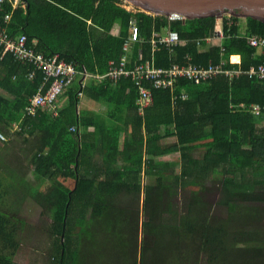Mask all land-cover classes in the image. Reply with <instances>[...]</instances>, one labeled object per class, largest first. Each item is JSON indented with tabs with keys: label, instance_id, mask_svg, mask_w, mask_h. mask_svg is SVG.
<instances>
[{
	"label": "trees",
	"instance_id": "trees-1",
	"mask_svg": "<svg viewBox=\"0 0 264 264\" xmlns=\"http://www.w3.org/2000/svg\"><path fill=\"white\" fill-rule=\"evenodd\" d=\"M20 2L22 7L13 12L7 26L10 36L25 34L27 44L36 51L46 56L58 53L79 71L96 76L109 70L110 61L120 59L131 17H137L145 40L143 45L134 46V53L140 47L145 57L151 55L153 30L161 33L169 27L180 40L191 41L211 32L215 24V18L184 23L144 13L132 16L121 0ZM9 13L5 5L0 18ZM226 20L222 50L212 47L202 51L189 42L171 50L160 45L155 52L156 64L183 63L187 54L193 63L202 65L220 59L229 62L235 55L241 57L244 69L258 65L262 58L240 34L241 19L231 17V26ZM244 21L246 36L264 38V23L250 18ZM117 27L119 33L114 35ZM0 63L9 65L0 71V89L7 95L0 94V131L8 134L11 125L20 121L28 99L37 92L42 74L35 71L28 80L27 74L34 67L8 54L0 57ZM181 91L187 97L176 106L170 92L154 91L153 105L141 115L135 104L138 90L131 80L98 83L89 78L85 84L76 82L66 89L65 104L57 116L39 111L24 119L21 131L15 134L30 146L33 178L26 181L12 171L4 175L0 171V264H18L13 257L20 247L24 222L13 208L27 198L42 215L50 217L54 264H139L141 211L146 219L142 221L140 264H197L204 255L206 264H227L230 240L257 243L253 231L231 234L228 228L240 225L244 218L259 216V208L248 203L264 204V122L259 128L257 123L264 115L254 117L231 105L264 104V80L240 77L230 83L219 76L201 84L181 81L176 93ZM80 94L85 101L106 103V114L93 111L89 116L81 111ZM123 132L127 135L124 139L120 138ZM171 138L175 142L166 144ZM198 151L201 154L196 156ZM176 153L179 165L163 160ZM218 175L222 179L215 185L211 179ZM145 179L154 184L145 186ZM61 180H72L74 186L70 188ZM208 181L218 190L216 204L228 210L224 220L211 215V206L192 190L186 211L181 214L173 209L179 191ZM10 193L16 200L7 203ZM142 196L140 210L137 203ZM240 205L248 217L235 212ZM252 211L257 214L251 215ZM131 244L137 249L133 260L129 257ZM256 251V256H262L264 248ZM150 252L154 253L153 261L148 262ZM237 255L245 264H251L255 256L250 246Z\"/></svg>",
	"mask_w": 264,
	"mask_h": 264
},
{
	"label": "built area",
	"instance_id": "built-area-1",
	"mask_svg": "<svg viewBox=\"0 0 264 264\" xmlns=\"http://www.w3.org/2000/svg\"><path fill=\"white\" fill-rule=\"evenodd\" d=\"M5 5L9 7L10 13L0 18L1 55L8 54L20 63L31 64L34 69L27 74L28 80L33 78L35 71H40L42 74V80L37 92L28 99L20 121L11 125L10 134L20 132L22 129V121L27 118L35 117L39 111H46L53 116H57L58 99L79 76H82L85 81L89 78H93L99 82L109 79L114 83L124 78L131 80L138 90L139 97L137 105L141 115L144 114L147 108L153 105V92L156 90L170 92L173 106H176L178 102L181 101L180 99H186L187 94L184 91L176 93V86L181 81L201 84L219 76H225L230 83L243 76L248 79L264 80V38L257 35L246 36L245 34H241L243 38L247 40L248 45L259 50V55L262 56V61L258 65L249 66L246 69L241 67L240 61H233L232 57L229 62L221 59L216 63L209 62L207 65H202L193 63L191 56L187 54L184 57L183 63L176 62L167 67L158 66L156 64L155 51L159 49L160 45H165L171 50L176 45H186L189 42L197 46H201L202 44L207 46H218L222 50L220 43L221 40L225 38V16L222 17L221 20L215 19V24L211 32L208 31L202 38L191 41L180 40L177 34L174 33H170L166 38H161L159 33L154 31L150 40L152 53L149 58L144 56L141 49L132 57V47L134 44L141 43L142 37L137 17H131L128 21V35L124 40L123 53L120 59L118 61H110L109 70L104 74H100V76H96V74L87 71H79L73 62L66 61L61 58L58 53L46 56L36 51L32 46L27 44V37L25 34L14 37L10 36L7 26L11 21L13 12L17 8L22 7V5L20 0H0V11L3 10ZM122 7L130 12L132 16L138 13H144L124 3ZM158 17L166 18L169 22L181 20H173L164 16ZM226 17L228 19L226 20L227 24L231 26L233 24L230 20L231 16L226 15ZM167 29L170 31L169 27H167ZM235 37L242 38V36ZM228 64H230V66L227 67ZM231 106L234 108L233 105ZM238 108L246 110L256 117L264 114V104H252L248 107L241 104ZM74 130L75 128L71 129V131ZM7 141L8 136L0 131V142L3 143Z\"/></svg>",
	"mask_w": 264,
	"mask_h": 264
},
{
	"label": "rangeland",
	"instance_id": "rangeland-1",
	"mask_svg": "<svg viewBox=\"0 0 264 264\" xmlns=\"http://www.w3.org/2000/svg\"><path fill=\"white\" fill-rule=\"evenodd\" d=\"M226 17V16H225ZM242 24L245 23L243 19H241ZM118 33L117 30L114 31ZM225 77V76H224ZM244 77V76H243ZM239 79V78H238ZM76 81V80H75ZM77 82V81H76ZM74 84V83H73ZM63 97V96H62ZM246 107V106H245ZM248 107V106H247ZM264 120L259 119L257 121L258 128L261 126ZM8 142L2 143L0 142V171L4 175L5 171H12L15 174H19L20 177L25 179L26 181H31L33 178L32 175V168L29 164V153L28 148L30 146L26 144V141H23L24 137H21L17 134H7ZM175 142L174 138L168 139L165 141L166 144H172ZM201 151H198L196 156H199ZM164 161L167 163H173L175 165H179V155L171 154L163 158ZM176 171H179V166L177 167ZM7 172V173H8ZM8 178V175L6 176ZM222 176H213L212 181L217 184H220ZM63 181V180H61ZM69 187H73L72 181H63ZM211 181L198 184V185H188L187 189L184 191H179L177 196L173 199L174 210L179 213H184L186 211V202L190 201V191H195L199 196L198 199L203 200V202L208 203L211 206V215H215L220 220H224L228 215V210L224 207L218 206L217 200L219 198L218 190L215 188L214 183ZM143 184L153 185L154 182L151 179H145ZM213 184L214 186H212ZM10 193L6 201L12 202L16 200V196L11 195ZM143 200L144 196L140 198V202L137 203V208L142 210L143 207ZM248 206L259 208V216L256 219L251 217L244 218L243 223L240 225H236L234 223L228 229L230 233L233 232H240L242 230L253 231L258 241L257 243L253 244L251 242L247 243L241 239H232L229 241L228 246L231 249V252L228 256V263L227 264H245L244 259H240L237 255L238 252H242L244 248L250 246L252 255L256 254V249L264 248V204L261 203H253L247 204ZM16 211V216L24 222V226L21 229L19 234V242L20 247L16 252L15 256L13 257V261L18 264H54L51 258V238L49 232V224H50V217L41 214V209L30 199L27 198L23 201H20L16 207L13 208ZM244 207L242 205L236 207L235 212H240L243 217H248L246 214L247 212L243 210ZM252 214H257L255 212H251ZM146 219V214L141 211V218L139 220V244H138V254L137 260L140 264V247H141V238H142V221ZM241 222V221H240ZM152 242V240H149ZM257 246L258 248H255ZM125 248V244L123 245ZM135 246L133 244L130 245L129 249V257L131 260L134 259L135 255ZM160 257L161 254V247L159 249ZM153 252H150L146 258H148V262L153 261ZM253 262H258L259 264H264V251L262 256H253ZM251 263V264H252ZM197 264H206L205 262V255L200 259ZM256 264V263H255Z\"/></svg>",
	"mask_w": 264,
	"mask_h": 264
},
{
	"label": "water",
	"instance_id": "water-1",
	"mask_svg": "<svg viewBox=\"0 0 264 264\" xmlns=\"http://www.w3.org/2000/svg\"><path fill=\"white\" fill-rule=\"evenodd\" d=\"M141 12L170 19L221 20L229 15L264 23V0H121Z\"/></svg>",
	"mask_w": 264,
	"mask_h": 264
},
{
	"label": "crops",
	"instance_id": "crops-1",
	"mask_svg": "<svg viewBox=\"0 0 264 264\" xmlns=\"http://www.w3.org/2000/svg\"><path fill=\"white\" fill-rule=\"evenodd\" d=\"M148 15V14H147ZM148 16H152V15H148ZM152 17H157V16H152ZM238 26H239V28H240V34H245V29H246V23H244V24H242V23H240V24H238ZM115 30H117V32L119 33V28L117 27V28H115L114 30H113V34L114 35H117L118 33H115L114 31ZM154 31H156V30H153V32ZM153 32H152V34H153ZM157 32V31H156ZM208 32V31H207ZM157 33H159V32H157ZM170 33H172L171 31H169L167 28H164L163 30H162V32L161 33H159V36L161 37V38H166V37H168L169 35H170ZM175 34V33H174ZM142 37V36H141ZM152 37V36H151ZM151 40V39H150ZM222 41H224V39H222L221 40V43L220 44H222ZM145 43V40H144V38L142 37V42L141 43H137V44H134L133 45V47H132V57H134L135 56V54H137L138 53V51H139V49H141L140 47H139V49H138V51H137V53H134V46L135 45H143ZM149 44H150V41H149ZM151 45V44H150ZM195 45V44H194ZM184 46V45H183ZM196 47H198L200 50H202V51H204V50H206V49H209V48H212V47H218V46H207V45H205V44H202L201 46H197V45H195ZM142 50V49H141ZM221 50V49H220ZM143 52V51H142ZM156 52V51H155ZM151 53H152V46H151ZM144 54V53H143ZM260 54V51L259 50H256L255 49V55L256 56H259V57H261L262 58V56L261 55H259ZM4 55H1L0 57H3ZM130 56H131V53H130ZM151 56V55H150ZM149 56V57H150ZM191 56V55H190ZM149 57H146V58H149ZM156 57V56H155ZM234 58H237V60H234ZM192 59V58H191ZM232 59H233V61H235V62H238V61H240L241 62V57L239 56V55H235V56H232ZM221 60V59H220ZM219 60V61H220ZM211 62V61H210ZM218 62V61H217ZM213 63H216V62H213ZM6 67H9V65H3L2 63H0V71L2 70V71H4L5 69H7ZM76 81L77 82H82L83 81V83L85 84V80L82 78V80L80 81V80H78V77H77V79H76ZM76 81L74 82V83H76ZM97 81V80H96ZM111 81V80H110ZM98 83H102V82H99V81H97ZM112 82V81H111ZM114 83V82H113ZM118 83V82H117ZM0 94L2 95V96H7L6 95V93L2 90V89H0ZM63 96V97H62ZM62 96L58 99V110H60L63 106H64V104H65V100H66V98L64 97V93L62 94ZM81 99H82V102H81V104H80V110L81 111H83V112H85V113H87L89 116H90V113H92L93 111H95V113H97V114H106V111H107V107H108V105L106 104V103H102V104H96V103H94V102H91V101H85L84 99H83V96L81 95V96H79ZM138 97H139V94H138ZM138 100V99H137ZM135 104H137V102H135ZM241 104H243V105H245L244 103H241ZM241 104H239V105H241ZM239 105L238 106H234V108H238L239 107ZM250 105H252V104H250ZM249 105V106H250ZM262 115H264V114H262ZM262 115H260V116H262ZM260 116H258V118L260 117ZM254 117H256V116H254ZM262 120V119H261ZM90 131H93L94 130V128L93 127H90V129H89ZM6 134V133H5ZM9 134H10V132H9ZM13 134V133H12ZM15 134V133H14ZM127 135L123 132V133H121V135H120V138H122V139H124L125 137H126ZM99 154V153H98ZM68 181H72V180H68ZM63 182V181H62ZM65 185H67L65 182H63ZM72 183H73V186H74V182L72 181ZM68 187H69V185H67ZM71 188V187H70Z\"/></svg>",
	"mask_w": 264,
	"mask_h": 264
}]
</instances>
